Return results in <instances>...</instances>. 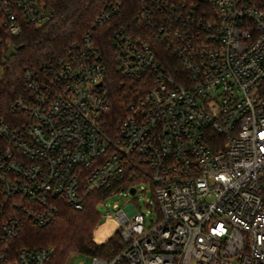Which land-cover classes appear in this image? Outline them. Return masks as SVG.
Returning a JSON list of instances; mask_svg holds the SVG:
<instances>
[{"label":"built area","instance_id":"built-area-1","mask_svg":"<svg viewBox=\"0 0 264 264\" xmlns=\"http://www.w3.org/2000/svg\"><path fill=\"white\" fill-rule=\"evenodd\" d=\"M141 3L136 24L109 26L108 51L89 31L26 71L14 120L0 118V264H50L49 249L17 246L22 216L47 226L95 190L136 193L126 179L150 185L157 218L130 203L115 213L121 250L66 264H264V12ZM123 8L103 0L95 25ZM52 17L50 0H0V45ZM112 70L134 87L116 110Z\"/></svg>","mask_w":264,"mask_h":264},{"label":"trees","instance_id":"trees-1","mask_svg":"<svg viewBox=\"0 0 264 264\" xmlns=\"http://www.w3.org/2000/svg\"><path fill=\"white\" fill-rule=\"evenodd\" d=\"M255 2L264 12V0ZM141 5V0H124L120 14L99 27L95 25V20L103 9V0H50L53 11L51 21L41 26L26 25L20 35L12 37L14 52L10 56H6L7 50L0 45V118L14 120L9 105L24 92L26 71L37 72L43 64L55 61L70 43L89 31L97 35L101 47L108 51L109 26L136 24L134 17ZM166 57L170 65L177 63L171 55ZM123 81L113 70L106 80L115 110L117 107L123 108L127 103L124 93L134 88L127 83L123 85ZM142 182L141 179H126L121 185L124 188ZM112 191H93L81 210L62 203L57 217L47 226H38L22 216L17 246L49 249L50 264H66L73 254L111 258L123 247L118 233L103 243H97L93 234L101 217L98 206Z\"/></svg>","mask_w":264,"mask_h":264},{"label":"rangeland","instance_id":"rangeland-1","mask_svg":"<svg viewBox=\"0 0 264 264\" xmlns=\"http://www.w3.org/2000/svg\"><path fill=\"white\" fill-rule=\"evenodd\" d=\"M14 52V47H9L6 51V56H10ZM136 193L130 194L129 191H121L110 194L98 206V211L101 214L100 220L95 228L93 237L97 243H103L113 237L119 230V225L115 219V213L119 209H124L130 203H134L146 217V225L157 218L154 205L152 204V191L150 185L142 182L136 185ZM150 206H153L152 209ZM81 258H76L74 263H77ZM87 263L90 259L86 260Z\"/></svg>","mask_w":264,"mask_h":264},{"label":"water","instance_id":"water-1","mask_svg":"<svg viewBox=\"0 0 264 264\" xmlns=\"http://www.w3.org/2000/svg\"><path fill=\"white\" fill-rule=\"evenodd\" d=\"M130 194H135V189L134 188H132V189H130Z\"/></svg>","mask_w":264,"mask_h":264}]
</instances>
